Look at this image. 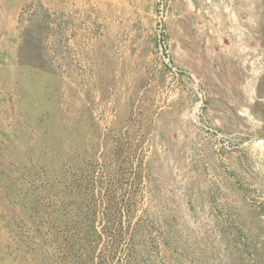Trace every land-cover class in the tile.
<instances>
[{
	"label": "rangeland",
	"instance_id": "374dc122",
	"mask_svg": "<svg viewBox=\"0 0 264 264\" xmlns=\"http://www.w3.org/2000/svg\"><path fill=\"white\" fill-rule=\"evenodd\" d=\"M0 264H264V0H0Z\"/></svg>",
	"mask_w": 264,
	"mask_h": 264
},
{
	"label": "built area",
	"instance_id": "2783aa9c",
	"mask_svg": "<svg viewBox=\"0 0 264 264\" xmlns=\"http://www.w3.org/2000/svg\"><path fill=\"white\" fill-rule=\"evenodd\" d=\"M160 38H161V36H160ZM159 47L161 49V52L162 53L164 52V60H165L166 64H168L170 67H172V63H171L172 58L169 54V48H167V44L165 43L164 40H162V42L160 41ZM172 69L176 70L175 67H173Z\"/></svg>",
	"mask_w": 264,
	"mask_h": 264
}]
</instances>
